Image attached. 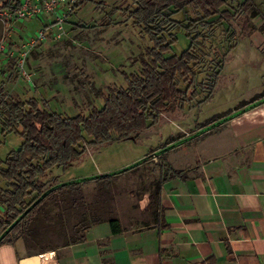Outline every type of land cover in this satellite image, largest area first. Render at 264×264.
<instances>
[{
    "label": "rangeland",
    "instance_id": "rangeland-1",
    "mask_svg": "<svg viewBox=\"0 0 264 264\" xmlns=\"http://www.w3.org/2000/svg\"><path fill=\"white\" fill-rule=\"evenodd\" d=\"M243 1L227 0L224 9L234 14ZM256 1L260 15L237 14L230 22L210 20L212 27L205 34L208 38L201 53L205 73L200 79L208 83L212 68L228 54L210 102L192 111L187 108L184 112L176 110L164 115L159 125L142 133L137 141L101 147L86 145L80 161L48 174L44 180L47 189L118 172L146 159L138 168L110 183L93 181L74 193L58 192L23 241L33 252H38L34 254L66 245L80 223L91 225L110 216L118 218L125 228L135 224L143 227L152 222L154 217L144 210V205L159 183L158 168L164 158V155L159 157L161 149H170L175 140L177 144L185 143L214 129L220 124L219 119L232 111L229 109L260 96L259 74L264 71V66L259 69L264 61V0ZM100 3L105 5L101 9L97 7ZM72 7L73 4L63 6L62 19L54 14L22 20L0 17V43L3 41L6 46L0 53V85L5 83L7 92L23 102L45 100L51 112L64 117L80 114L88 117L92 108H103V101L92 93L80 71L84 70L96 90L107 96L112 88H126L125 74L141 73L142 55L152 44L128 16V11L136 9L131 0H94L75 12L70 11ZM113 10L118 13L111 17L112 24L108 26L105 17ZM176 18L194 20L197 13L189 10ZM246 21L249 26L244 30ZM76 24L79 28H75ZM173 33L179 40L173 53L180 55L189 46V40L182 31ZM232 46L235 49L230 52ZM23 55V63L19 64ZM206 95L202 94L199 101ZM21 142L14 134L3 135L0 127V159L17 150ZM44 254L46 262L50 261L51 251Z\"/></svg>",
    "mask_w": 264,
    "mask_h": 264
},
{
    "label": "trees",
    "instance_id": "trees-1",
    "mask_svg": "<svg viewBox=\"0 0 264 264\" xmlns=\"http://www.w3.org/2000/svg\"><path fill=\"white\" fill-rule=\"evenodd\" d=\"M131 1L136 9L128 11V16L152 47L142 55L141 73L125 74L126 88H112L107 96L96 90L84 70L80 71L92 93L103 101V108H92L88 117L82 114L64 117L51 112L47 101L40 103L37 99H31L23 102L7 92L5 83L0 85L2 134H14L22 141L17 150H12L4 160L0 159V247L16 246L19 241H25L30 236L31 226L58 192L74 193L93 181L107 184L142 165L146 159L118 172L63 183L55 188L47 189L44 182L54 169H65L80 161L86 153V145L101 147L137 141L142 133L159 125L164 115L176 110L184 112L187 108L192 111L210 102L228 56L226 54L217 61L208 83L200 79L205 73L201 53L208 38L205 34L212 27L210 20L218 18L220 22H230L237 14L248 17L262 13L256 0H244L234 14L224 9L227 0ZM90 3H94V0H76L73 11ZM104 6V3L97 5L99 9ZM19 7L20 0H0V13L15 12ZM189 10L197 13L196 19L180 21L176 18ZM117 13V10H113L105 17L108 26L112 24L111 17ZM248 26L249 22L246 21L244 30ZM75 28H79V25L76 24ZM175 30L182 31L189 40V46L180 55L173 53L174 46L179 43L173 33ZM234 49L232 46L230 52ZM204 93L206 97L199 101ZM261 97L247 108L259 104L264 95ZM241 112L237 111L234 116ZM230 119L231 116H227L220 118L219 122L221 124ZM167 151V148L161 149L160 156ZM175 178L186 180L185 172L163 166L160 181L157 188L150 192L149 204L145 209L154 217V224L160 230L159 236L168 228L164 209L160 205L162 186ZM102 223L110 224L113 235L124 232L120 220L114 216L106 220L97 219L91 225L78 224L73 238L64 246L86 242L88 230ZM26 247L30 256L38 255L27 244ZM46 251L50 250L39 253ZM106 255V251L102 252L103 264H110L105 259Z\"/></svg>",
    "mask_w": 264,
    "mask_h": 264
},
{
    "label": "crops",
    "instance_id": "crops-1",
    "mask_svg": "<svg viewBox=\"0 0 264 264\" xmlns=\"http://www.w3.org/2000/svg\"><path fill=\"white\" fill-rule=\"evenodd\" d=\"M259 75L258 100L264 95V71ZM254 100L229 109L221 119H231L216 128L185 143L173 141L163 154L159 178L168 165L184 171L186 180L162 186L168 228L161 236L154 219L143 227L122 225L119 235L102 223L88 230L86 242L51 249V259L103 264L106 251L110 264H264V97L247 108ZM237 111L242 112L234 116ZM148 204L149 196L144 210ZM28 256L22 240L0 247V264H19Z\"/></svg>",
    "mask_w": 264,
    "mask_h": 264
},
{
    "label": "built area",
    "instance_id": "built-area-1",
    "mask_svg": "<svg viewBox=\"0 0 264 264\" xmlns=\"http://www.w3.org/2000/svg\"><path fill=\"white\" fill-rule=\"evenodd\" d=\"M76 0H20V7L15 12H2L0 17H6L8 20H22L25 18H38L45 15L54 14L58 19L65 16L64 5L75 4ZM73 7L70 9L73 10ZM6 46L3 41L0 43V53L4 52ZM25 56H22L20 63H23ZM189 136V135H187Z\"/></svg>",
    "mask_w": 264,
    "mask_h": 264
},
{
    "label": "water",
    "instance_id": "water-1",
    "mask_svg": "<svg viewBox=\"0 0 264 264\" xmlns=\"http://www.w3.org/2000/svg\"><path fill=\"white\" fill-rule=\"evenodd\" d=\"M44 255L45 254H38L25 257L19 261V264H57V261L54 259H51V261L44 263L42 261V256Z\"/></svg>",
    "mask_w": 264,
    "mask_h": 264
},
{
    "label": "bare ground",
    "instance_id": "bare-ground-1",
    "mask_svg": "<svg viewBox=\"0 0 264 264\" xmlns=\"http://www.w3.org/2000/svg\"><path fill=\"white\" fill-rule=\"evenodd\" d=\"M44 256H45V255H44ZM44 256H42V261H43L44 263H46V260H45ZM50 261H51V259H50Z\"/></svg>",
    "mask_w": 264,
    "mask_h": 264
}]
</instances>
